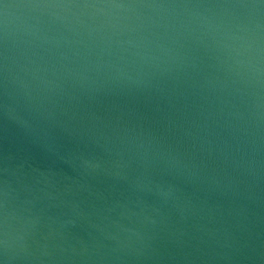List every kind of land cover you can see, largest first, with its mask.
<instances>
[{"label": "water", "instance_id": "1", "mask_svg": "<svg viewBox=\"0 0 264 264\" xmlns=\"http://www.w3.org/2000/svg\"><path fill=\"white\" fill-rule=\"evenodd\" d=\"M0 264H264V0H0Z\"/></svg>", "mask_w": 264, "mask_h": 264}]
</instances>
